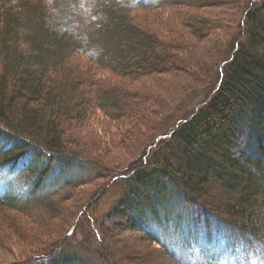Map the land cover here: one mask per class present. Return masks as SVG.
<instances>
[{"label": "trees", "instance_id": "1", "mask_svg": "<svg viewBox=\"0 0 264 264\" xmlns=\"http://www.w3.org/2000/svg\"><path fill=\"white\" fill-rule=\"evenodd\" d=\"M256 1L246 0L241 33L218 57L224 61L190 114L180 111V122L164 142L150 138L143 145V161L123 176L124 209L132 229L171 264L190 263L171 252L157 232L160 210H168V203L207 232L224 230L233 247L259 251L264 263V0ZM85 5L91 19L82 12ZM176 7L190 14L180 20L178 40H206L213 24L197 16L213 8L207 0H0V175L6 174L0 222L14 212L28 216L30 208L44 207L59 190L87 185L81 175L93 160L68 147L67 125L80 127L93 108L118 120L132 111V100L145 99L124 86L109 85L90 93L94 100L86 99L83 88L91 80L75 68L77 62L129 87L167 75L179 65L181 44L177 38L165 43L134 23L131 14ZM209 178L220 181L225 194L238 197L210 203L204 199ZM97 230L103 243L104 232ZM191 233H181L186 244ZM34 256L43 258L36 264H91L75 255L68 258L62 250ZM201 264L214 263L205 259Z\"/></svg>", "mask_w": 264, "mask_h": 264}, {"label": "rangeland", "instance_id": "2", "mask_svg": "<svg viewBox=\"0 0 264 264\" xmlns=\"http://www.w3.org/2000/svg\"><path fill=\"white\" fill-rule=\"evenodd\" d=\"M145 1L154 4L162 0ZM179 1L193 4L195 0ZM207 3L213 8L200 10L197 17L201 15L200 19L211 20L208 24L212 22L213 29L208 38L200 42L190 37L178 40L175 36L183 28L180 20L190 15L185 7L132 12L133 21L138 26L148 29L165 43H173L177 38L181 44L177 54L179 65L167 75L148 77L131 83L129 87L125 81H121L122 85L116 84L112 75L93 72L86 63L77 62L75 68L91 80L88 87L83 88L87 92L86 99H93L90 93H95L97 87L109 85L124 86L126 91L138 92L145 100H132V105L128 106L132 111L118 120H112L101 110L93 108L80 127H74V123L67 125L64 136L71 143L68 147L93 160L92 166L85 168L81 175L87 185L65 189L63 193L59 190L44 207L30 208L28 216L14 212L9 218L1 219L0 264H36L43 258L34 255L49 249L54 252L62 250L68 258L75 255L91 264L103 261L108 264H171L155 245H148L144 236L132 229L124 209L127 184L123 176L133 164L137 168L143 161L141 158L147 152L143 145L150 138L159 137L164 142L180 122V111L186 110L190 114L193 105L201 98L205 84L215 76V70H219L228 53L222 57L221 63L218 57L228 51L233 38L241 33L238 25L246 0H207ZM82 12L85 18L91 19L87 5ZM213 163L217 166V162ZM5 175H0V193ZM237 197V193L225 194L223 184L215 179L209 178L204 189V199L210 203H230ZM167 205L170 206L168 210H160L162 222L156 229L160 239L180 259L190 264H201L205 259L214 264H264L259 260L262 255L259 251L233 247L232 242L226 241L221 228L213 227L207 232L204 227L193 225L190 216L186 218L184 213H178L173 203ZM97 227L104 232L103 243ZM182 232H192L187 238L189 243L183 242Z\"/></svg>", "mask_w": 264, "mask_h": 264}]
</instances>
